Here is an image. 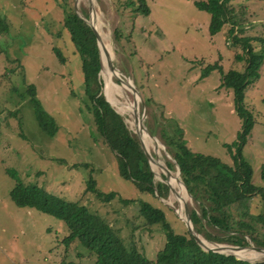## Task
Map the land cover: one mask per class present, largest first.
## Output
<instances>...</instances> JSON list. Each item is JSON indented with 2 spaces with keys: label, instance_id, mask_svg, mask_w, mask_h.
I'll use <instances>...</instances> for the list:
<instances>
[{
  "label": "rangeland",
  "instance_id": "obj_1",
  "mask_svg": "<svg viewBox=\"0 0 264 264\" xmlns=\"http://www.w3.org/2000/svg\"><path fill=\"white\" fill-rule=\"evenodd\" d=\"M89 1L97 15L99 33L118 72L110 73L106 68L105 75L108 73L113 83L108 85L101 72L102 51L99 72L102 91L128 128L135 132L132 116L126 110L128 100L132 106L135 103L130 91L132 84L138 90L135 92L139 97V118L150 136L160 142L155 144L151 137L145 142L153 157L163 165L165 158L174 161L166 145L148 130V118H152L148 124L155 131L159 129V123H152L154 116L178 123L192 151L229 164L227 144L236 141L242 119L232 90L220 86L221 73L215 70L202 76V72L206 65L215 62L226 72L233 64L234 53L242 54L241 46L232 37L226 39L227 27L238 28L236 37L264 39V0H235L230 25L214 35L209 32V13L199 10L195 0H146L150 7L148 15L135 12L136 2L130 5L131 0H69V5L88 20ZM80 8L87 11V17ZM0 16L9 21L8 31L0 34V264H65L68 261L92 264L95 261V256L78 241H73L68 248L64 245L67 232L62 221L13 203L10 191L15 182L8 168L15 170L25 184H35L65 200L86 205L112 226L127 247H135L147 259H153L165 244V234L162 224H145L139 202L147 201L161 208L176 233L184 234L186 225L175 210L177 202L170 190L166 198L158 197L157 192H140L134 182L120 175L118 158L97 131L94 116L85 103L81 63L63 27L62 10L54 0H0ZM116 27L120 28V35L115 40ZM253 45L256 50L264 46L259 41ZM54 47L59 49L65 62L59 60ZM30 84L44 111L55 121L54 135L44 132L37 122L27 93ZM263 99L264 60L258 76L245 88L243 105L254 125L242 147V156L253 168L252 182L262 190ZM238 142L243 143L240 139ZM150 168L154 182L162 181L160 168L152 164ZM170 171L180 179L177 165ZM90 179L95 181L97 191L115 192L116 197L106 202L96 192L87 191ZM184 189V202L194 207ZM120 198L132 201L123 204ZM243 211L250 215L241 216ZM231 213L234 220L251 223L256 229L255 238L264 241V224L250 217L264 215V198L256 194L248 210L238 203ZM199 236L208 247L222 244ZM247 239L248 244L243 246L255 245L250 237ZM245 250L251 254L236 256L249 262L264 259L260 252Z\"/></svg>",
  "mask_w": 264,
  "mask_h": 264
},
{
  "label": "trees",
  "instance_id": "obj_2",
  "mask_svg": "<svg viewBox=\"0 0 264 264\" xmlns=\"http://www.w3.org/2000/svg\"><path fill=\"white\" fill-rule=\"evenodd\" d=\"M54 1L62 10L63 27L68 31L80 59L85 103L94 116L97 131L118 158L120 175L134 182L140 192H157L158 197L166 198L169 195V186L163 181L154 182V173L136 133L128 128L122 115L111 106L103 94V83L99 75L100 52L96 35L77 15L74 7L69 5V0ZM135 2V12L144 15L150 13L146 0H131L130 5ZM234 2L235 0L194 1L199 10L209 13L211 35L220 32L230 23L234 16L232 8ZM79 10L87 17L85 9ZM227 28L226 39L232 37L235 43L241 46L242 54L234 53L233 64L226 72H223L221 65L215 62L203 68L202 76L218 70L221 73L220 86L231 89L234 94L236 109L242 119V129L236 141L227 144L231 162L226 164L213 156L192 151L184 139L183 128L172 119H157L153 116L152 123L160 124L157 126L159 128L157 131L148 124L152 118L147 117L146 125L149 132L166 145L168 154L174 160L165 158V166L170 170L175 165L179 168L180 179L194 204V207H190L187 202L191 222L197 234L212 242L234 246L247 245V237H250L255 245L264 247V241H259L254 236L255 227L248 221L234 220L231 213L238 203L248 210L250 200L256 194L264 198V190L252 182L251 164L242 156L246 136L250 134L254 125L252 116L243 105L245 88L258 76V70L264 60V46L256 50L253 43L259 41L263 45L264 39L236 37L238 28L237 30L234 26ZM8 29L9 21L0 16V34H4ZM119 35L120 28L116 27L113 30V39H118ZM54 51L59 60L65 62L59 49L54 47ZM28 86L27 93L30 95L29 100L39 126L49 135H54L57 130L54 119L42 108L34 86L31 84ZM262 103L264 104V99ZM238 139L243 143L238 142ZM7 171L15 182L10 191L13 203L18 207L34 208L62 221L67 232L63 238L64 245L68 248L73 241H78L95 256L92 264H264V259L249 262L233 254L204 250L187 230L184 234L174 232L161 208L147 201H140L139 212L145 224L160 223L165 234L163 247L156 251L153 259H147L135 247H127L112 226L86 205L78 201L65 200L35 184H25L15 170L8 168ZM262 176L264 177V166ZM86 190L96 192V196L106 202L116 197L115 192L97 191L93 179L88 181ZM119 200L123 204L132 201L122 198ZM240 214L243 217L250 215L246 211ZM250 217L264 224L263 214ZM65 264L76 263L68 261Z\"/></svg>",
  "mask_w": 264,
  "mask_h": 264
},
{
  "label": "water",
  "instance_id": "obj_3",
  "mask_svg": "<svg viewBox=\"0 0 264 264\" xmlns=\"http://www.w3.org/2000/svg\"><path fill=\"white\" fill-rule=\"evenodd\" d=\"M74 9H75V12L77 13V15H79L78 14V12H77V8L76 7H74ZM80 16V15H79ZM97 18V15H96V12H95V9H94V7H93V5H92V3H91V1H89V16H88V20H85V19H83L90 27H91V29H92V31L94 32V34L96 35V39H97V45H98V47H99V52H100V54H101V47L103 46V51H104V54H105V57L107 58V63H108V66H109V69H110V71H113V72H115L116 71V69H115V67H114V65H113V63L111 62V59H110V55H109V52H108V50H107V48L105 47V44H104V42L102 41V38H101V36H100V33H99V31L97 30V28L94 26V24H93V20H94V18ZM80 18H81V16H80ZM100 61H101V59H100ZM114 77L116 78V79H120L121 81H122V79L119 77V76H117V75H115L114 74ZM128 80V79H127ZM131 87V89H132V91H133V95H134V92L135 91H138L137 89H136V87H134L132 84L130 85ZM131 91V92H132ZM107 100V99H106ZM108 101V100H107ZM135 133L137 134V136H138V139H139V142H140V145H141V148H142V150H143V152H144V155L146 156V158H147V160H148V163H149V165L151 164V162L153 161V162H155L156 164H157V166H159V168L162 170V174H163V176H162V178H163V180L162 181H164L168 186H169V190H170V192L174 195V197H175V194H174V192H173V190H172V188L170 187V185L168 184V177H169V174H170V169H168L165 165H163V164H161V163H158L157 161H155V157H153L150 153H149V151H147V148L143 145V142H142V140H141V138H140V135H139V133L138 132H136V130H135ZM179 173V172H178ZM180 182L182 183V185L185 187V185L183 184V182L181 181V179H180ZM188 193V192H187ZM179 206V202L177 201V206H176V208ZM175 208V210H176V212H177V209ZM183 209H184V214H185V218H183V217H181V219L184 221V223H185V225H186V228H187V231L194 237V239H195V241L204 249V250H206V251H209V250H211V251H213V252H219V253H227V254H233V255H235L233 252L234 251H236V250H242V249H246V248H251L252 250H255V251H257V252H260V253H262L263 255H264V247H258V246H255V245H252V244H250V246H239V245H222V244H217V246L216 247H208L204 242H203V239L197 234V232L195 231V228H194V226H193V224H192V222H191V218H190V214H189V210H188V208H187V205H186V203H184L183 204ZM236 256V255H235ZM239 258V257H238Z\"/></svg>",
  "mask_w": 264,
  "mask_h": 264
},
{
  "label": "bare ground",
  "instance_id": "obj_4",
  "mask_svg": "<svg viewBox=\"0 0 264 264\" xmlns=\"http://www.w3.org/2000/svg\"><path fill=\"white\" fill-rule=\"evenodd\" d=\"M97 19H96V17L94 18V20H93V24H94V26L97 28V30L99 31V29H98V26L100 27V25L98 24V26H97V21H96ZM101 36V35H100ZM102 38V37H101ZM103 42H104V40H102ZM105 47L107 48V46L105 45ZM103 51V46L101 47V52ZM102 55H103V57H102V74L103 75H105V71H106V68H108V70H109V72L110 73H113V71H110V69H109V67L107 66V63H106V57H105V54H104V51H103V53H102ZM115 73H118L117 71H115ZM105 78H106V81L105 82H107L108 83V85L110 84V86H112V80H111V76L108 74V73H106V75L104 76ZM122 82L126 85V87H127V89H129L128 88V85L122 80ZM121 82V83H122ZM106 90H107V85H106ZM130 90V89H129ZM130 91H132V89L130 90ZM126 93V92H125ZM131 93H133V91L131 92ZM134 99H135V103H134V106H132V104L130 103L131 101L130 100H128V103H129V105L128 106H126L127 108H126V110L131 114V118H132V122H133V124L135 125L134 127H135V130H136V132H138L139 133V135H140V138H142V140H143V145L144 146H146V148H147V151H149V149H148V147H147V143H145L146 141H147V138H150L151 136H150V134L148 133V131L146 130V128L144 127V125H143V121H142V119L141 118H139V97H138V94H137V92H134ZM119 106H121V105H119ZM122 107H123V105H122ZM121 107V108H122ZM134 112V113H133ZM152 139H153V141L155 142V144H158V143H160V142H158L155 138H153V137H151ZM157 142H156V141ZM151 151V150H150ZM149 151V153L153 156V154L151 153ZM155 161H157L158 163H161V164H163L162 162H160V160L159 159H155ZM152 166L154 165V166H157V164L155 163V162H153L152 161ZM157 167H159V166H157ZM160 172L162 173V170L160 169ZM160 173V174H161ZM158 176H161L159 173H156ZM168 184L170 185V187L172 188V190H173V192H174V194H175V201L177 202H179V206L176 208L177 209V213L179 214V216L180 217H183V218H185V214H184V209H183V204L185 203L184 201H186V197L184 196V195H186L184 192H185V189H184V187H183V185H182V183L180 182V179H179V177H178V175H176V174H172V172H170V174H169V177H168ZM203 242L206 244V241L203 239ZM253 251V250H252ZM254 252H256V251H254ZM235 255H237V256H240V257H247V255H250L251 254V252H250V250H245V249H242V250H236V251H234L233 252ZM261 254V253H260ZM262 255V254H261ZM257 256V255H256ZM260 257V256H259ZM262 257V256H261Z\"/></svg>",
  "mask_w": 264,
  "mask_h": 264
}]
</instances>
